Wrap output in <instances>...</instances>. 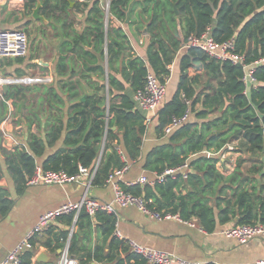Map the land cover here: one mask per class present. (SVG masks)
I'll list each match as a JSON object with an SVG mask.
<instances>
[{"label":"trees","instance_id":"obj_1","mask_svg":"<svg viewBox=\"0 0 264 264\" xmlns=\"http://www.w3.org/2000/svg\"><path fill=\"white\" fill-rule=\"evenodd\" d=\"M38 1H41L44 10L51 2L29 0L26 2L27 8H32ZM134 1L140 3L139 0ZM70 2L71 0H55L54 9L69 7ZM131 3L132 0H112L111 13L125 21L131 15ZM141 3L140 14L148 16L147 27L152 36L147 62L133 55L125 61L122 47L114 40L112 42L117 49L109 45L112 25L102 28L105 12L98 1L90 3V18L99 20L94 42L98 45L97 49L103 60L106 55L103 44L108 43L110 94L114 96L113 87L119 90L121 102L113 103L108 112L104 108L103 92L97 93L95 98L89 97L84 102H77L66 126L68 132L64 138L65 147L48 155L42 165H39L38 159L44 157L47 148L53 147L62 138L64 123L55 124L49 131L30 132L27 146L18 145L13 151L3 149L5 162L19 192L27 186L28 179L34 175L38 166L43 170H64L74 174L80 166L94 169L98 164L92 183L101 186L108 182L109 175L115 169H121L128 164L124 155L130 161H138L142 157L147 116L136 108L133 93H127L126 90L130 88L135 93L144 88L149 69L160 81L165 82L170 76V66L176 52L186 45L190 35H201L210 29L217 42L235 38L236 51L246 54L249 62L264 57V0H142ZM114 30L124 41L125 31L121 27ZM72 42V50L78 56L95 57L88 51H80V47L87 44L85 34L76 35ZM17 59L19 62L23 60ZM115 63H118L117 67L114 66ZM195 64L205 67L210 85L203 83L206 91L200 92L199 97L194 98L196 89L193 84L202 81L201 74L189 79ZM64 66L63 60L59 59L60 74H63ZM182 67L185 74L182 75L177 93L168 102H162L155 117L158 121L157 135L165 138V141L148 152L144 159V169L151 173H162L168 168L185 163L191 155L204 150L220 153L235 140L239 141L235 149L250 154L249 159H255L258 164L247 168V173H244L241 166L245 158L242 157L238 160L236 169L226 176L217 168L219 157L201 155L192 159L187 178L180 175L176 179L168 178L166 182L153 185L127 186L121 183L120 186L126 192L144 197L152 209L178 214L184 220L194 218L209 233L216 231L217 218L221 224L237 218L236 225H264V196H261L264 191V65L257 67L258 86L250 89L249 94L245 93V85L241 80L243 70L240 66L212 58L200 48L188 47V53L182 58ZM99 69L103 71L102 67ZM16 76L22 77V74L17 73ZM31 86L12 84L4 91L5 99L12 100L20 115L23 113L18 111V105L26 100L27 92L32 90ZM57 89L58 87L52 88L56 95L59 94ZM58 90L61 92V89ZM184 98L192 99L193 113L196 112L195 104L201 103L203 108L196 112L198 117H206L211 109L216 117L203 122L202 127L188 121L166 135L165 127L174 117L182 116L187 109ZM7 109V103L1 101L2 114ZM22 115L21 119L31 118ZM116 125L118 128L114 130L113 126ZM220 130L224 131L217 134ZM210 135L213 136L207 142ZM250 174L255 176L250 177ZM258 176L262 177L260 186L257 185ZM184 188L188 190L186 194L181 193ZM228 190L232 192L231 197ZM13 202L9 198L8 190L0 186V220L10 211ZM93 220L97 223L100 242L94 251L86 254L85 260L76 257L81 264L87 260H95L101 264H149L140 255L131 252L127 241L115 235L118 215L106 211H98L91 217L83 209L76 221L74 213L58 218L65 225L79 226L83 232L79 234L75 231L70 239V253L73 256L81 249L79 240L87 236L86 227L91 228ZM68 233H53L49 228L46 231L49 237L43 242V246L54 252L64 248L69 238ZM106 246L109 247V252L105 251ZM34 254L35 250L26 251L22 256V264H31Z\"/></svg>","mask_w":264,"mask_h":264},{"label":"crops","instance_id":"obj_2","mask_svg":"<svg viewBox=\"0 0 264 264\" xmlns=\"http://www.w3.org/2000/svg\"><path fill=\"white\" fill-rule=\"evenodd\" d=\"M140 3L132 0L129 6L130 16L124 21V31L126 38H121L116 33L113 25L110 33L109 45L113 49L117 47L113 44L112 40L117 42L125 51V61H127L130 55L134 57H140L144 62L148 61V47L152 39L151 34L148 32L147 15L141 16L142 0ZM29 0L27 1V3ZM44 2V0H43ZM91 2L82 3L71 0L69 7L58 8L56 15L54 13L55 0H51L46 10L41 7L40 13L45 14L46 20L35 19L40 21L41 25L46 26V29H41L43 33H50V39L47 41L48 47L46 53H40L39 55L32 50V46L29 41V52L22 62H19L17 58H4L0 61V75L2 77H15L17 73H21L22 77L26 76H48L52 78V82L49 83H37L32 85V90L27 92L26 100L23 101L21 111L24 116H30L31 118L21 119V115L17 113V121L20 123L6 124L5 128L11 132L12 136L20 142V146H27L29 141V133H41L46 130H50L52 126L65 124L62 138L53 146L48 147L46 155L41 159H38L39 165H42L47 156L56 152L64 146L65 134L68 132L66 128L70 114L73 112L74 105L77 102H84L89 97L95 98L97 93L103 92L104 108L106 112L109 111L110 106L113 103H120L121 96L119 90L113 87L114 96L110 94L109 74L111 72L109 65V57L107 53L108 43H104L106 55L103 60L100 56V51L97 49L94 42V34L96 33V27L99 20H93L89 16ZM86 4V6H85ZM37 6V2L34 3L32 8H27L16 11L14 0H2L0 3V25L2 28L14 29L19 27L30 26L33 22L29 17H32L33 9ZM79 6V8H77ZM134 6V7H131ZM62 16V24L59 25L58 18ZM52 17V18H51ZM47 21V24H46ZM106 27V17L102 19V28ZM143 27V29H141ZM85 34L87 38V44H83L80 47V51H88L92 56L82 58L78 56L73 50V38L76 35ZM48 38V37H47ZM188 53V48L185 44L176 52L172 65L170 66V81L167 84L166 96L163 103L168 102L177 93L182 75L185 71L182 67V58ZM43 58V59H42ZM59 59L63 60L64 72L59 73L58 67ZM115 67L118 63L114 64ZM102 67L103 71L99 68ZM197 74L202 75V81L199 80L193 84L196 89L195 97H199V93L204 90L203 83L210 85V78L205 74V67L200 64H195L192 68L189 79L195 77ZM119 76V75H118ZM53 87H58L61 92L65 94V97H61L60 94L56 95L52 92ZM127 93L134 92L129 88ZM19 106V105H18ZM162 106V105H161ZM136 108H138L136 104ZM196 112L202 110L201 103L195 104ZM141 110L140 108H138ZM212 110L206 117H198L196 112L190 117V122L197 123L202 127V123L210 121L215 118L216 115L212 113ZM146 116L150 114L147 111L141 110ZM107 114V113H106ZM31 123V124H30ZM40 125V126H38ZM158 125L157 119H154L149 125H147V131L144 136L142 146V157L138 161H130L124 155V160L128 162L130 168L128 172L122 175L120 178L114 180L119 184L124 183L127 186H134L136 181L142 175H147L150 179H153L154 173L148 172L144 169V159L148 152L165 141L157 135L156 127ZM41 128V129H40ZM118 127L113 126L116 130ZM4 142V144H3ZM239 141L232 142L235 148H237ZM12 143L11 139L0 136V158L5 161L3 149L13 151L16 146ZM122 149V148H121ZM217 156L219 161L217 162V168L224 175H230L237 167L238 160L245 158L241 169L244 173H247V168H251L254 164H258L255 159H249L250 154L241 153L235 150H224L222 152H214V150H204L202 153L191 155L188 162L191 163L195 157ZM0 159V186L5 187L8 190L9 198L13 200V205L10 211L0 220V263L4 260L6 255L13 250L22 241L26 235L32 231L39 220L41 214L46 211L53 210L66 202V199L72 201H81L85 196H93L100 200L107 202L114 196L112 183L107 182L104 185H93L92 180H86L84 184H67L65 186L59 185H27L22 192L17 189V183L9 171L7 164L1 163ZM264 162V157L262 158ZM250 177L255 176L250 174ZM258 186L261 185L258 176ZM264 180V177L263 179ZM247 182V181H246ZM153 185V184H150ZM252 183L249 184V187ZM187 189L184 188L181 193L186 194ZM231 197L232 192L228 190ZM250 191H252L250 189ZM16 193V197L14 195ZM259 193V191H257ZM261 196H264V191L261 192ZM229 197V198H230ZM235 197L233 198V204H235ZM210 204H213L210 201ZM225 202H223V206ZM115 213L118 215L117 229L121 232L122 238L127 240L137 241L148 247L161 249L171 252L173 255H178L182 259L190 262H200L202 264H250L257 260L264 258V237H256L246 243H241L233 238H228L220 233V230L230 225H236L237 218L232 222L221 224L217 218L216 231L209 233L203 229L194 218L190 219L196 223V226H190L184 222L177 220L170 221H155L148 218L142 211L136 206L120 207L117 206ZM177 221V222H176ZM97 223L93 220L91 228L86 227V237L79 240L81 249L74 254L75 257L80 259H86V254L89 251H94L100 239L96 230ZM83 234L79 226H68L60 221H56L50 227L53 233L60 231H68L69 238L71 239V229ZM79 231V232H78ZM49 237L46 232L36 239L35 254L32 257L31 264H57L60 256L61 249L56 252L49 250L43 246V242ZM105 251L109 252V247H105ZM46 255V261H38L40 254ZM83 260V261H84ZM133 263V262H132ZM83 264H101L98 261L91 260ZM134 264V263H133Z\"/></svg>","mask_w":264,"mask_h":264},{"label":"built area","instance_id":"obj_3","mask_svg":"<svg viewBox=\"0 0 264 264\" xmlns=\"http://www.w3.org/2000/svg\"><path fill=\"white\" fill-rule=\"evenodd\" d=\"M2 0H0L1 3ZM15 10L20 11L25 9L27 0H14ZM79 3H87L98 1L99 6L105 12L106 15V27L109 25H115L121 27L124 30V21L115 17L110 10L112 0H74ZM29 35L23 28L6 29L0 25V61L4 58H21L26 57L29 52ZM188 47H197L205 51L210 57L221 61H230L234 65H238L243 70L242 82L245 85V93L249 94L250 89L258 86V79L256 77L257 67L264 65V57L255 61L249 62L246 54L236 51L235 38H231L224 42H217L212 34L211 30L203 32L201 35H190L185 45ZM170 76L166 78L165 82L159 80L156 74L152 70H148L146 75V84L144 88L138 89L134 93V100L141 110L147 111L150 115L146 118V125H149L157 116L158 110L162 105V102L166 96L167 84L170 81ZM52 82V78L48 76H26V77H2L0 75V105L1 101L7 103V112L0 115H4L5 119L0 122V136L11 139L14 146L21 145L19 140L12 136L11 132L5 128L6 124H15L17 121V109L12 103V100H6L4 97V85L22 84L32 85L37 83H49ZM187 104V109L182 116L174 117L171 123H169L164 131L168 135L175 129L183 125L190 120L193 114L192 99L184 98ZM4 144V142H3ZM226 149L235 150L234 145L228 144ZM98 164L94 169L87 166H80L77 173L70 174L64 170H43L38 166L35 173L27 181V185H59L65 186L67 184H84L86 180H92L95 176ZM190 162L168 168L162 173L154 172L153 179H150L145 174L139 177L136 183L155 184L163 183L168 178L176 179L178 176L183 178L188 177ZM130 168L129 164L124 165L121 169H115L108 178V182L112 183L114 189V199L112 202H102L100 199L93 196H85L81 201L69 200L61 204L59 207L46 211L41 214L34 229L30 231L26 237L20 241V243L11 250L4 260L0 264H22V256L26 251H33L36 248L34 243L37 237H41L52 225L58 220L59 217L74 213L75 221L77 220L80 212L85 209L86 212L94 217L98 211H106L108 213L115 212L116 207H128L136 206L140 211L146 215H150L153 219L163 220H177L184 222L190 226H196V223L192 220H184L178 214L171 212H164L152 209L148 206V203L144 197L134 195L126 192L118 182H114L115 179L120 178ZM74 227L71 229L70 235L74 234ZM220 233L228 238L236 239L241 243H246L256 237H264V225H230L220 230ZM115 235L122 238L121 232L116 229ZM130 246L131 252L140 255L149 264H202L200 262L186 261L180 257H177L167 251L161 249H151L144 247L141 244L133 240H127ZM57 264H81V261L70 253V240L66 242L64 248L61 249ZM250 264H264V258L257 260Z\"/></svg>","mask_w":264,"mask_h":264},{"label":"rangeland","instance_id":"obj_4","mask_svg":"<svg viewBox=\"0 0 264 264\" xmlns=\"http://www.w3.org/2000/svg\"><path fill=\"white\" fill-rule=\"evenodd\" d=\"M41 11V10H40ZM54 13L56 14V15H58V14H60L61 12L59 11L58 12V9H56V10H54ZM41 15H43L44 17H45V14L44 13H40ZM31 20H33V22H32V24L30 25V26H22V27H19V28H23V29H25L26 31H27V33H28V35H29V41H30V45L33 47L32 48V50L31 51H35V53L36 54H40V53H46V50H47V47H48V44H47V41L50 39L49 37H50V33H48L47 34V36H46V33H43L42 31H41V29H46V26H43V25H41V23H40V21H35V19H33V17H29ZM52 18V17H51ZM46 19V18H45ZM59 20H58V23H59V25H61L62 24V21H63V17L62 16H60L59 18H58ZM46 24H47V21H46ZM2 27V26H1ZM48 37V38H47ZM43 59V58H42ZM32 85H34V84H32ZM57 91H58V93L60 94V96L61 97H65V94L64 93H62V92H60L58 89H57ZM160 138V137H159ZM1 157V156H0ZM1 159V158H0ZM1 163L3 164V165H5V161L4 160H2L1 159ZM147 176V175H146ZM148 177V176H147ZM112 188H113V186H112ZM113 192H114V189H113ZM14 195H15V197H16V193L14 192ZM113 199H114V196H113V198L111 199V200H109V201H107V202H112L113 201ZM69 201V199H66V202H68ZM102 202H104V200H101ZM115 207H117V206H115ZM143 213V212H142ZM146 215V214H145ZM146 216H148V218H151V219H153L150 215H146ZM153 220H155V221H159V220H156V219H153ZM163 221H166V220H163ZM170 221H174V220H170ZM177 222V221H176ZM135 242H137V241H135ZM138 244H141V243H139V242H137ZM141 245H143V244H141ZM144 247H148V246H146V245H143ZM148 248H151V249H156V248H152V247H148ZM168 252V251H167ZM169 253H171V252H169ZM173 254V253H172ZM175 256H177V257H179L178 255H175ZM180 258H182V257H180Z\"/></svg>","mask_w":264,"mask_h":264},{"label":"water","instance_id":"obj_5","mask_svg":"<svg viewBox=\"0 0 264 264\" xmlns=\"http://www.w3.org/2000/svg\"><path fill=\"white\" fill-rule=\"evenodd\" d=\"M174 6H175V11L178 14L179 11H178L176 4ZM41 7H42V3L41 1H38L37 6L33 9L32 17L35 19L46 20L45 17L40 14ZM7 90H8V85H4V91H7ZM21 108H22V104L18 106L19 111H21ZM4 119H5V116L0 115V122H2ZM223 131L224 130H220L217 132V134H221ZM211 136L213 135H210V137L207 139V142L211 138ZM38 261H46V255L44 253L40 254L38 257Z\"/></svg>","mask_w":264,"mask_h":264}]
</instances>
